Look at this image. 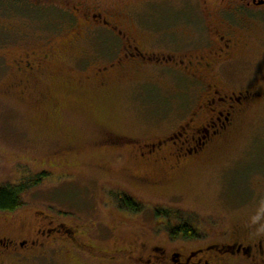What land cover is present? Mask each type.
I'll use <instances>...</instances> for the list:
<instances>
[{"label":"rangeland","instance_id":"obj_1","mask_svg":"<svg viewBox=\"0 0 264 264\" xmlns=\"http://www.w3.org/2000/svg\"><path fill=\"white\" fill-rule=\"evenodd\" d=\"M186 4L188 16L177 11L184 5L180 0H132L140 24L134 32H158L189 17L196 34L201 9ZM65 5L64 0H0V185L50 174L24 195L21 209L0 214L3 235L30 239L38 226L59 224L73 231L79 217L85 219L82 229L90 226L85 240L92 237L91 222L113 227L114 236L104 244L111 248L133 244L139 232L153 226L171 232L185 226L195 238L216 242L233 230L264 234V102L214 150L178 169L172 160L142 161L130 148H99L108 133L144 145L180 130L201 90L174 86L169 73L144 84H130L141 78L134 76L122 85L95 87L91 71L79 66L84 47L69 44L75 31L49 40L32 37L55 25L46 8ZM26 53L48 59L44 76H35L25 94L17 87L25 76L14 61ZM117 193L144 205L143 212H122Z\"/></svg>","mask_w":264,"mask_h":264},{"label":"flooded vegetation","instance_id":"obj_2","mask_svg":"<svg viewBox=\"0 0 264 264\" xmlns=\"http://www.w3.org/2000/svg\"><path fill=\"white\" fill-rule=\"evenodd\" d=\"M64 1L65 8H46L55 25L37 30L32 37L49 40L75 31L69 44L84 47L79 66L91 71L89 80L95 87L122 85L136 76L141 78L130 84H144L169 73L174 86L201 90L180 130L160 141L141 145L108 133L97 147L130 148L142 161L172 160L178 169L214 150L255 104L264 102V0H180L184 5L176 9L186 16V1L201 9V28L194 35L196 26L189 17L158 32L135 33L140 24L132 0ZM46 59L26 53L14 61L25 76L17 86L25 94L35 76H41ZM121 211L132 213L124 207ZM78 219L73 231L63 224L38 226L30 239L11 238L0 229V264H264V234L233 230L226 232L227 240L216 242L173 234L181 227L171 232L153 226L139 232L140 239L133 244L111 248L104 244L114 236L113 227L91 222L92 237L85 240L90 226L85 231L81 228L85 219Z\"/></svg>","mask_w":264,"mask_h":264},{"label":"trees","instance_id":"obj_3","mask_svg":"<svg viewBox=\"0 0 264 264\" xmlns=\"http://www.w3.org/2000/svg\"><path fill=\"white\" fill-rule=\"evenodd\" d=\"M49 173L42 172L34 177L25 179L18 185H0V214L2 213H14L24 206L23 197L24 195L40 186L48 177ZM116 200L121 204L122 207L128 208L132 213H142L144 205L138 203L131 197L124 193H117L114 195ZM165 217L169 216L167 213ZM183 233L188 238L195 237V232L188 227H181L179 232H175V235Z\"/></svg>","mask_w":264,"mask_h":264}]
</instances>
